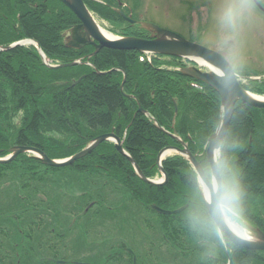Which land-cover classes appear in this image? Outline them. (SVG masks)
Segmentation results:
<instances>
[{
	"label": "flooded vegetation",
	"instance_id": "obj_1",
	"mask_svg": "<svg viewBox=\"0 0 264 264\" xmlns=\"http://www.w3.org/2000/svg\"><path fill=\"white\" fill-rule=\"evenodd\" d=\"M21 1L23 2V10H27L28 12V10L31 9L29 13L33 15L36 21H41V19H51L50 24H52L51 28L53 33L48 36L50 37V44L48 46L47 34H39V41L37 39L35 40L32 38L23 37L22 39L8 43L7 45H3L0 42V48H7L20 42L34 41L40 47L48 65L50 67H56L60 64L58 61L59 38L56 29L58 23L57 12L59 7L62 6L67 10L69 15L68 21L72 22L70 26L64 31V33L61 34V38L63 39V47H65L64 44L66 43L64 35H66V37L70 36V30L81 26L82 23L59 0ZM253 1L257 9L264 13V8H262L263 3L257 0ZM82 2L90 12L92 19L97 24V26L100 27L98 21L104 22L108 26L111 32L110 34L119 37H135L150 41L154 40L156 37L154 32L145 31L140 24L142 21H139L142 8L144 7V4H146V0H105V6L112 9V11H114L116 14L121 2L126 3L127 9L131 10L132 18L130 21L125 20L123 17L117 14L119 17V20L117 19V21L119 23H115L92 11V8H98L101 6L99 4L102 3L100 0H82ZM201 2V0H174L175 8L185 11V13L180 15V17L177 19L178 25L182 27V30H177L168 25L152 23L151 21L150 24L179 35L190 43L197 44L194 39H197L198 36L206 35L205 27H203L204 23L202 22V17L199 15V10H202L204 7ZM205 4L207 8L210 7L208 3ZM151 6L153 8L156 7V4L152 0H150V7ZM26 18L23 19V22L26 20ZM193 19L197 21H192ZM120 21L124 24V26L120 24ZM44 41L46 43L45 45ZM23 47L24 49L20 50H16L15 48L10 51L0 52V63L3 62L5 65L7 62L11 66H17L19 70L22 67L24 70H29L31 78H29V85L27 89H34L36 91L38 85H40V88L49 87L52 91L53 89H57L58 86L73 87V84L76 82L79 84L83 80L84 76H86V74H83L76 81H71L69 80L67 74L64 73L60 75L58 72L59 70L44 66L42 57L34 45L26 44L20 48ZM81 47L82 48L77 51L73 50L76 52V56L74 58H68L61 64L67 65L81 60V64H79L80 67L90 69L95 74L101 73L94 67L92 60L102 51L109 49H102L95 57L89 58V56L94 53L95 46L85 45ZM212 51L220 55L231 67L225 52L214 49ZM157 58L160 60L163 59L165 61H169L168 63L172 62L173 64L179 62L180 65L177 67L173 65L162 66L159 68L156 67L157 69L149 65V69H156L154 70L156 74L159 73L157 72L158 70L160 71L164 69L166 74H177L185 81L188 80L202 88L209 89L199 81L186 77L181 73V70L190 69H194L201 73H208L207 68L173 57L161 56ZM148 63L150 64L151 61H148ZM117 64L118 66L122 65L119 60L115 63V65ZM120 66L113 67L108 71H102V73H108L111 71V73H108L109 75L117 73L122 74V81L119 83L120 92L126 99L136 103V111L131 115H115V120L110 125V128L101 134H92L91 136L84 135V137H82L75 145L71 147L70 150L74 151L73 154L65 159H69L79 154L86 147L85 145L84 147L79 148L81 143L87 144L98 137L113 135L120 142V146L123 151L134 161L144 178L150 181L160 182L161 186H151L142 181L136 175L132 163L118 151L114 141L102 142L88 155L67 166L66 168L69 169L66 171L45 170L42 169V165L40 163L39 164L41 167L37 164L23 163L21 164L22 166H18L14 172L7 170L4 173L7 175V177L3 180H0V251H2L0 254V264H60V262L54 258L43 259L42 257H36L38 256L37 252L33 253L34 255L36 254L33 257L31 253L29 255L25 251L26 249L40 251L43 244H46L47 246L49 245V249L56 250L60 253H67V256H69L67 262L68 264H186L187 262H192L194 260L183 256L186 255V253H183L175 243L171 245L168 244L162 251V256L155 257L156 249L154 247V243H152L150 239V243L152 244L150 246V251L152 252H150V259L146 261L145 258L143 259V257H139L136 250L131 247V243L125 241L120 236L119 232L122 229L124 218L129 219L133 214L135 215V218L141 219L142 223L140 222L139 225L144 230L146 229L151 231V228H154L155 224L151 222L150 217H156L157 214V212L152 208L153 206L169 212L180 211L167 216H179L182 214V216H180V221H183L186 215L187 219L192 221L194 224V217L203 213L202 211L204 208L199 192H195V189H192L193 191L189 194H174L173 191L175 182L179 180L176 178L175 181H173L172 177H170L168 173V171H171V169L167 166L168 171H166L163 164L166 160L176 157L186 162L189 168L192 169L189 163L179 153L181 151L187 150L203 169L208 165L205 146L208 137L213 132L212 130L207 131L205 134L207 139L204 140L205 143H203L198 138L197 133H192L187 128V126L183 124V117L179 112L176 100L174 99L173 117L169 119L168 117H162L161 115L157 116L159 120L164 122V124L161 126L157 122V119L152 114H150V111H155V108L153 107L154 102L153 100H150V88L148 101L149 109L147 110L142 108L141 103L137 98V96H140L138 88L141 86L139 81H136V86L130 90V93L124 92V87L128 79ZM74 68L67 67L63 70ZM231 69L233 70L232 67ZM151 71L149 70L147 72L148 81H150L151 78ZM124 79L125 82L123 89L121 90L120 87L123 84ZM213 98L214 100L219 98V96L214 91L211 94V99ZM140 109L146 112L147 116L140 113ZM155 122L162 130H159V128L156 127ZM54 125L55 123H53L52 120L51 126ZM140 125L149 128L151 133L150 135H153V132L156 129L173 141V144L171 142L170 145L163 147L157 152L156 155L150 152L145 163H143L142 160L144 154L137 158L138 161H136V159L133 158L124 148V141L129 130L132 128V126H135L137 132ZM45 127H48L47 123L45 124ZM89 137L92 138L87 140ZM85 139L86 141H84ZM248 142L249 144L252 143L251 138H249ZM16 147L32 148L40 151L35 147L14 144L8 149V154L4 157H0V159L7 157L10 154V150ZM147 149L150 150V147ZM165 149H173L177 152H173L171 155L164 156L158 164L159 154ZM130 150L132 153L135 152V150L131 147ZM3 151L4 149L0 150V152ZM22 155L31 157L29 154H21L19 156ZM96 155L100 157L99 161L93 160ZM89 156H91V159H85ZM236 157L237 154L232 155L230 166L235 171L236 175H238V172L241 169L238 167L237 163L239 157L238 159ZM121 158H123L125 161H122ZM147 165L150 167V177H147L140 168H145ZM24 169H36V172L34 173H41L44 175V177L41 179L44 184H36L40 189L38 192L36 191L34 193L29 187L23 190L19 180H14L11 183L7 182L6 179H8L11 174H17V170L21 171ZM138 181L149 187H167L165 199L169 202L172 201L173 204L168 209H165L150 203V201L147 202L145 195L138 196ZM238 181L240 180L238 179ZM31 182L33 183L35 181L32 180ZM183 182H185V180H181V183L186 185V183ZM31 188L33 189V186H31ZM6 189L9 192L6 191ZM54 191H56V193ZM252 196L254 197V200L257 198L256 195ZM249 200H251V198ZM262 208L264 209V207ZM262 208L258 207V209H255L252 212L253 215L259 218L263 217L264 210ZM243 216L248 222L249 229H259L262 231L257 223H253L252 220H249V213ZM128 222L129 224H135L132 219H130ZM181 239V244L187 251L194 243H200L202 246L207 244L214 246V244H217V240H219L216 236L208 232H205V234L202 235L200 233V241L197 239V236L193 237V240L188 239L185 236L181 237ZM226 242L228 241L225 239V247L227 244ZM165 254L171 257L166 259L167 256H164ZM28 256L33 259L27 258ZM196 261L198 262L199 259H196Z\"/></svg>",
	"mask_w": 264,
	"mask_h": 264
},
{
	"label": "trees",
	"instance_id": "obj_2",
	"mask_svg": "<svg viewBox=\"0 0 264 264\" xmlns=\"http://www.w3.org/2000/svg\"><path fill=\"white\" fill-rule=\"evenodd\" d=\"M21 2V0H0V42L7 45L23 37L39 41V34H47L49 46L50 37L48 36L53 33L52 24H50L51 19L36 21L33 15L29 13L31 9L28 12L23 10V2ZM92 11L119 23L117 21V19L119 20L118 15L106 6L101 5L98 8H92ZM24 18L26 20L23 22ZM57 19L58 61L63 63L66 59L76 56L75 51L63 47V39L61 38V34L72 22L68 21V12L62 6L57 12ZM120 24L124 26L121 21ZM20 49H24V47L16 48V50ZM140 58L143 57L138 53L104 50L92 60V63L98 71L102 72L111 70L113 67H119L120 65H115L119 60L122 64L120 67L128 79L124 92L130 93V90L136 86V81H139L140 96L137 98L142 108L147 110L149 109L150 88V100H153V107L155 108V111H150V114L157 119L161 126L164 122L159 120L157 116L172 118L174 114L173 99L176 100L179 112L183 117V124L192 133H197L198 138L205 143L207 131L212 130L214 132L220 122V99H211L213 92L211 89L202 88L188 80L185 81L177 74H166L164 69L158 70L159 73L157 74L154 71L167 65L177 67L180 65L179 62L173 64L153 57L149 64L145 58L143 61H140ZM0 64V150L4 149L3 152H0V157L6 156L8 149L17 144L38 148L52 160L68 158L74 152L70 150L71 147L84 135L101 134L110 128L115 120V115H131L137 109L136 103L126 99L120 92L119 83L122 81V74L120 73L99 76L92 70L80 66L74 69L59 70L60 75L67 74L71 81H76L83 74L86 76L74 87L58 86L52 91L49 87L40 88L38 85L35 91L34 89H27L29 78H31L29 70H24L23 67L19 70L17 66H11L7 62L5 65L3 62ZM149 65L157 68L149 69ZM149 70L154 72L151 71L150 81L147 80ZM242 87L252 94L264 96V80L249 81ZM52 120L55 123L54 126H51ZM46 123L48 127H45ZM150 134L149 128L143 125L138 127L137 132L135 126L129 130L124 141V148L136 161L144 154L142 160L145 163L150 152L156 155L163 147L170 145L171 142L173 144L171 139L156 129L153 135ZM91 138L89 137L87 140ZM249 138L252 140L251 144L248 142ZM87 144L81 143L79 148ZM130 147L135 150L134 153ZM149 147L150 150L147 149ZM221 151L229 164L232 155L237 154V159L239 157L237 163L241 170H239L237 177L243 192L241 200L243 215L249 213V220L257 223L264 232V216L259 218L252 213L258 207H264V109H254L238 103ZM85 159L89 160L91 156ZM93 160L99 161L100 157L96 155ZM121 160L125 161L123 158ZM23 163L40 166L31 157L19 156L12 163L0 165V180L7 177L4 174L7 170L14 172ZM163 166L166 171H168L167 166L171 169L168 173L173 181L176 178L180 181L175 182L174 194H189L193 191L192 189L199 192L193 170L189 168L186 162L174 157L166 160ZM140 168L147 177H150L149 165ZM42 169L66 171L69 168L51 169L42 166ZM34 172L36 169L17 170V174H13L12 178L14 179L10 181L19 180L23 190L29 187L34 193L38 192L40 189L36 184H44L41 181L44 175ZM32 180L35 182L32 183ZM181 180H185L183 183L186 185H183ZM137 184L138 196L145 195L147 202L150 201V203L165 209L173 204L172 201L169 202L165 199L167 187H149L139 181ZM252 195H256L258 199L254 200ZM250 198L251 200H249ZM202 212H204V208ZM156 216L160 219L157 220L159 221L157 226L155 224L152 229L157 233L156 238L158 239V241L156 239L157 242H154L155 257L162 256V248L175 243L183 253H186L183 256L194 259L186 264H264V252L239 248L229 242H226L225 247V242L222 243L220 239L214 246L210 244L202 246L200 243H194L187 251L181 244V237L185 236L193 240V237L197 236L200 241V232L202 235L206 231L197 229L192 221L187 219L186 215L183 221H180L182 214L179 216L156 214ZM196 259L199 261L197 262Z\"/></svg>",
	"mask_w": 264,
	"mask_h": 264
},
{
	"label": "water",
	"instance_id": "obj_3",
	"mask_svg": "<svg viewBox=\"0 0 264 264\" xmlns=\"http://www.w3.org/2000/svg\"><path fill=\"white\" fill-rule=\"evenodd\" d=\"M59 1L62 2L82 23L81 26L75 27L70 30V36L66 37V35H64L66 39V48L78 50L81 49V46L93 45L95 46V52L90 55L89 58L96 56L100 50L105 48L124 52L135 51L140 54L147 55L150 54L168 56L188 60L197 64L198 66L206 67L209 70L208 74H203L194 69L181 70V73L184 76L193 78L211 87L221 98V120L216 131L208 138L207 141L206 158L208 163L210 159H213V154L210 152V146L212 148H218L219 150L221 149L235 110V106L238 102L251 108L264 109V98L252 95L242 89L238 84L230 66L217 53L187 42L171 32L161 30L158 27L149 24H142V26L149 31L152 30L156 34L155 39L152 41L137 38H118L109 35L112 36V38L110 39L103 34L102 30L94 22L92 16L83 4L82 0ZM25 44H32L35 46V48L39 51L40 56L42 57L43 64L48 68L61 69L67 67H75L81 64V61H78L67 65L65 64L58 65L56 67H50L37 43L32 41H25L18 44H13L7 48H0V52L10 51L17 46H23ZM124 82L125 79L120 87L121 90L123 89ZM139 112L147 116V113L142 111L141 109L139 110ZM155 125L159 128L157 123H155ZM106 141H114L116 143L115 146L118 151L132 163L136 175L142 181L151 186H161L160 182L150 181L144 178L134 161L123 151L120 146V142L113 135H105L96 138L79 154L66 160H50L44 153L36 149L16 147L10 150V155L8 157L0 159V165L11 163L15 160L16 157L21 154H30L33 155L34 159H36L44 166L50 168H64L71 165L76 160L85 157L90 152H92L99 144ZM173 152L177 151L173 149H165L161 151L158 157V164L164 156ZM179 153L189 162L193 170L195 168L202 169L196 159L187 150L181 151ZM201 197L205 206V199L202 192ZM152 208L161 215H170L180 212H168L158 209L155 206H153ZM249 230L253 237L251 240H240L231 235H227L225 236V238L237 247L251 251L264 252V234L258 229L251 228Z\"/></svg>",
	"mask_w": 264,
	"mask_h": 264
},
{
	"label": "rangeland",
	"instance_id": "obj_4",
	"mask_svg": "<svg viewBox=\"0 0 264 264\" xmlns=\"http://www.w3.org/2000/svg\"><path fill=\"white\" fill-rule=\"evenodd\" d=\"M152 1L156 4L155 8L158 9H155L152 6L150 7V0H146V4H144V7L142 8L139 21L149 24L151 21L152 23L168 25L177 30H182V27L178 25L177 19L180 17V15L184 14L185 11L176 9L174 6V0ZM201 1L205 8L203 7L202 10H199V15L202 17V22L204 23L203 27H205L206 35L198 36L197 39H194L195 42L204 48L225 52L228 62L230 63L233 70L237 72L264 76V13L257 9V7L254 5V1L249 0L251 7L244 10L243 20L234 32H230L229 30L225 29L219 22L220 9L223 7L225 0ZM205 3H208L210 6L208 7L209 9L205 6ZM262 8H264V1ZM192 21L197 20L193 19ZM98 24L101 29L111 33L108 26L104 22L98 21ZM229 37L231 38L229 39ZM242 82L245 84L247 81L245 82V80H242ZM12 177L13 174H11L8 179H6L8 183H11V181L8 180H11ZM6 191L8 190L6 189ZM54 192L56 193V191ZM130 219H132L135 224H129L128 221ZM150 219L151 222L157 226V223L159 222L157 220L160 218L156 216L150 217ZM140 222L142 223L141 219L135 218L134 214L129 219L124 218L122 229L119 234L125 241L131 243V247L136 250L139 257H143V259L145 258L146 261H148V259H150V252H152L150 251V246L152 245L150 243V239L152 243L157 242V233L152 230L153 228H151V231L146 229L144 230L139 225ZM48 246L43 244L40 251L31 249H26L25 251L29 255L31 253L33 257L36 255L33 253L37 252L38 256L36 257H42L43 259L54 258L60 262V264H68L67 262L69 256H67V253L57 252L56 250L49 249ZM164 249L165 248H162V250ZM1 252L2 251H0V254ZM164 256L167 255L165 254ZM170 257L171 256H167L166 259ZM27 258H30V256Z\"/></svg>",
	"mask_w": 264,
	"mask_h": 264
},
{
	"label": "clouds",
	"instance_id": "obj_5",
	"mask_svg": "<svg viewBox=\"0 0 264 264\" xmlns=\"http://www.w3.org/2000/svg\"><path fill=\"white\" fill-rule=\"evenodd\" d=\"M249 7V0H225L219 13L220 24L234 32L243 20L244 10ZM210 152L213 159L208 165L193 171L205 199L204 212L194 217V226L216 236L222 243L227 235L251 240L253 237L243 216V192L237 175L221 150L210 146Z\"/></svg>",
	"mask_w": 264,
	"mask_h": 264
},
{
	"label": "bare ground",
	"instance_id": "obj_6",
	"mask_svg": "<svg viewBox=\"0 0 264 264\" xmlns=\"http://www.w3.org/2000/svg\"><path fill=\"white\" fill-rule=\"evenodd\" d=\"M102 32H103V34L107 37V38H112V36H109V34L108 33H106V31H104L103 29H102Z\"/></svg>",
	"mask_w": 264,
	"mask_h": 264
}]
</instances>
